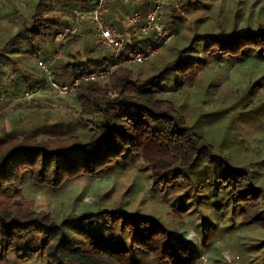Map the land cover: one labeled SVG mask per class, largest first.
I'll use <instances>...</instances> for the list:
<instances>
[{
    "label": "trees",
    "instance_id": "obj_1",
    "mask_svg": "<svg viewBox=\"0 0 264 264\" xmlns=\"http://www.w3.org/2000/svg\"><path fill=\"white\" fill-rule=\"evenodd\" d=\"M211 1L216 0H190L188 6L194 10L203 3L207 8ZM52 2L36 0L29 24L17 9L6 11L0 3V81L4 75L9 83L22 79V91L42 81L37 82L31 71L18 66V60L37 64L48 55L47 46L65 27L54 18ZM184 4L187 6V0ZM121 7L127 12L131 6ZM106 18L109 21L111 16ZM120 21L121 18L113 17L109 22L121 29ZM177 25L178 21L171 22L173 31H177ZM258 25L257 30L233 27L226 35L197 34L187 49L180 50L163 67L146 62L137 65L135 72L131 67L120 66L106 80L80 84L75 92L79 103L75 117L43 116L35 120V115L28 114L21 121L23 124L0 130V256L12 253L17 264H37L41 256L45 264H144L131 257V252H141L151 264H199L200 246L210 244L216 237V224L205 216L200 217L201 238L188 245L171 237L167 228L150 216L127 214L113 207L54 216L36 211L20 193L25 181L54 192L70 182L105 177L115 167L142 171L145 178L148 175L155 193H178V199L195 194L198 199L205 197L202 190L211 186L212 176L217 186L212 183L209 189L220 188L237 212L240 224L264 225V186H257L264 177V160L255 158L248 149L240 151V146L247 144L248 135L227 134L225 141L237 149V155L230 166L223 168L225 159L222 161L213 152L203 131L185 116L184 104L176 105L164 97L169 84L174 92L191 88L214 62L251 58L250 66L262 67L258 76L244 80L245 86L228 91L233 101L230 107L224 106L223 112L236 111L238 117L249 118L242 120L244 125H257L256 132H264V25ZM69 37L61 44L62 49L70 44ZM154 40V35L132 39L125 51L145 48ZM192 50L199 51L198 55H187ZM85 53L65 61L55 78L62 82L71 80L101 68L111 58L99 44ZM144 66L148 68L146 73ZM6 67L12 71L8 73ZM209 88H215L213 83ZM111 91L115 97H111ZM125 103L136 106V110L124 111ZM256 132L249 140L256 137ZM202 156L208 163L219 161L222 172L209 175ZM111 219L121 221V231L126 232L129 241L123 239L114 250L106 252L104 238L88 225Z\"/></svg>",
    "mask_w": 264,
    "mask_h": 264
},
{
    "label": "rangeland",
    "instance_id": "obj_2",
    "mask_svg": "<svg viewBox=\"0 0 264 264\" xmlns=\"http://www.w3.org/2000/svg\"><path fill=\"white\" fill-rule=\"evenodd\" d=\"M165 1L167 5L164 7L161 24L171 37L166 45L159 50L156 57L148 61L149 64L157 65V68L174 60L180 50L187 49L191 45L190 39L197 34L222 33L226 35L233 27L237 30L257 27V30L258 24L264 25V0H216L207 3L209 4L207 8L203 3H200L194 10L188 6L190 0H187V6L184 4L186 0ZM35 2L36 0H0L1 7L6 11L17 9L23 15L26 24L30 23ZM75 2L78 3V0H53L54 18L62 23L66 22L73 16L75 10H81L78 7L67 8L66 5H73ZM107 6L110 13L112 10L115 11V14L111 13V19L112 15L121 17L117 10L127 16L133 8L131 6L126 12L117 3L107 4ZM146 11L147 7L143 5V14ZM177 16H179L178 19ZM196 18H198L197 21H195ZM111 19H109L110 22ZM177 21V31H173L171 22L177 23ZM61 22L59 23L62 24ZM63 25L66 27L67 23ZM68 40H70V44L63 49L61 44L65 41L60 43L55 40L53 44L47 46L49 53L43 57L52 59V71L55 77L61 72L63 63L71 60L72 56H84L86 50L98 47L92 25L87 22L80 24L77 32L71 35ZM87 46L89 47L87 48ZM105 51L107 54L110 53L109 50ZM186 53L197 56L199 51L192 50L190 53L188 51ZM251 60V58L240 62L235 60L233 63L217 61L200 74L199 80L191 88L174 92L171 84L165 87L164 97L175 101L176 105L184 104L185 116L191 118L196 129L203 131L205 139L212 144L213 152L220 156L222 161L225 159L227 164L223 168L230 166L233 157L237 155V149L230 148L225 141L227 134L242 136L245 132L244 135H248L247 144L245 147L241 145L240 151L243 152V148L248 149L255 158L264 160V132H256L257 125L256 127L244 125L242 120L249 118L238 117L236 111L223 112L224 106L230 107L229 103L233 101V98L227 95L228 91L231 88L243 87L245 86L244 80L258 76L262 67L250 66ZM18 62L20 64L18 66L22 69L33 73L37 82L42 80L43 75L38 71L36 64L30 61L28 64L22 60H18ZM137 67L131 68L136 72ZM142 69L145 73L148 70L145 66ZM6 70L8 73L12 71L10 67H6ZM110 75L99 80H106ZM212 83L215 88H209ZM22 86H24L22 79L18 83H9L6 81L5 75L0 81V130H11L16 124H23L24 122L21 121L28 114L35 115L33 117L35 120L43 118V116L58 119L61 116L72 115L75 117L78 114L79 103L76 101L75 93L70 97H60L49 91H44L38 92L32 101L19 102L17 98L22 92ZM110 95L111 97L116 96L113 91ZM125 104L124 111L136 110V106ZM250 119L254 120L252 116ZM254 132H256V137L251 141L249 139L251 134L254 135ZM203 160H205L203 166L208 167L209 175L213 172H222L223 168L220 169L219 161L216 163L209 161L208 163L205 156H202L201 161ZM215 166L218 167L215 168ZM212 179L210 176L211 186H205L202 190L205 197H200V199L196 197L198 194H195V197L189 195L185 199H178L180 197L178 193H155L148 175L145 178L142 171L138 172L134 167L128 169L115 167L105 177L93 181L70 182L54 192L37 188L25 181L20 193L25 199L32 202V208L36 211L49 212L54 216L94 212L104 207L121 209L127 214L136 213L140 216H150L167 228L171 237L177 240L182 239L188 245L189 243L193 244L195 238H201L202 219L200 217L205 216L207 220L216 224L214 227L216 237L210 244L200 246L199 264H264V225L240 224L237 212L227 202L220 188L212 191L209 189L212 188V183L215 187L217 186L215 180ZM261 184L264 186V177L257 186L260 187ZM234 211L236 213L232 214ZM88 227L104 238L103 244L106 252L114 250L117 243L127 239L128 236L126 232L121 231L120 220L95 222L89 224ZM127 240L129 241V239ZM143 254L131 252V257L136 262L138 259L144 261V264H151L147 262V256ZM39 258L41 259L36 261L37 264H45L43 257ZM17 261L12 253L5 257L0 256L1 264H17Z\"/></svg>",
    "mask_w": 264,
    "mask_h": 264
},
{
    "label": "built area",
    "instance_id": "obj_3",
    "mask_svg": "<svg viewBox=\"0 0 264 264\" xmlns=\"http://www.w3.org/2000/svg\"><path fill=\"white\" fill-rule=\"evenodd\" d=\"M116 2L139 6L147 4L148 7L144 18L139 11L134 10L127 15L123 28L118 29L106 19V14L109 12L107 4ZM166 5L165 0H95L89 10H75L71 23L63 28L55 40L63 43L66 38L77 32L80 24L90 23L97 43L103 49L109 50L110 60L99 69L62 82L58 81L53 74L52 59L42 57L36 64L38 71L43 75L42 83L34 88L23 90L17 101H32L38 92L44 91H49L60 97H70L76 92L80 84L104 79L119 66L134 67L150 61L171 37L161 24V17ZM147 35H154L155 40L145 48L125 51V45L130 43L132 39H140Z\"/></svg>",
    "mask_w": 264,
    "mask_h": 264
},
{
    "label": "crops",
    "instance_id": "obj_4",
    "mask_svg": "<svg viewBox=\"0 0 264 264\" xmlns=\"http://www.w3.org/2000/svg\"><path fill=\"white\" fill-rule=\"evenodd\" d=\"M93 3H94V1L93 0H78V3L77 2H75L73 5H70V4H68V5H66L67 6V8H81V9H84V10H86V9H88V8H90V7H92V5H93ZM113 4H115V3H113ZM121 5H130V6H132L133 8H131V10L129 11V13H128V15L131 13V12H133L134 10H136V11H139L140 12V14H141V16H142V18H144L143 16L145 15V14H143V5L142 6H139V5H135V4H123V3H121ZM134 6H136V8L137 9H134ZM146 7H148V5L146 4ZM54 10H55V8H54ZM117 12L119 13V15L121 16V17H119V16H116V19L117 18H121V21H120V23H121V25L122 26H124V24L126 23V18H127V16L125 15H122V13L119 11V10H117ZM110 12H108L107 14H106V16H108V17H110L111 16V13L112 14H115V11L114 10H112L111 11V13L109 14ZM113 17H114V15H112V19H113ZM59 19V18H58ZM107 19V18H106ZM62 20V19H61ZM59 21V20H58ZM71 21H72V17L71 18H68V20H66V22L64 21V23H62L61 21H59V22H61L62 24H65V23H67V25H69L70 23H71Z\"/></svg>",
    "mask_w": 264,
    "mask_h": 264
}]
</instances>
